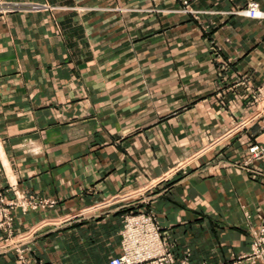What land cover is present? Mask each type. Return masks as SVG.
I'll list each match as a JSON object with an SVG mask.
<instances>
[{"label": "crops", "instance_id": "0c3cea01", "mask_svg": "<svg viewBox=\"0 0 264 264\" xmlns=\"http://www.w3.org/2000/svg\"><path fill=\"white\" fill-rule=\"evenodd\" d=\"M252 2L264 13V0H0L43 7L0 14V206L13 217L0 264H23L18 249L26 264H110L140 213L178 261L252 263L264 18L239 14Z\"/></svg>", "mask_w": 264, "mask_h": 264}, {"label": "built area", "instance_id": "2783aa9c", "mask_svg": "<svg viewBox=\"0 0 264 264\" xmlns=\"http://www.w3.org/2000/svg\"><path fill=\"white\" fill-rule=\"evenodd\" d=\"M24 5L11 4L1 5L0 13H13L22 11ZM31 10L37 11L43 9L39 5H30ZM239 14L252 18L263 19L264 13L259 9L256 2H252L248 7L239 12ZM251 157L254 160L264 159V148L260 146H252L250 148ZM3 204V201L0 202ZM47 206H53L55 202H43ZM33 205V206H32ZM36 204H29L27 208L35 207ZM26 207V206H25ZM0 214L4 222L0 227H5L9 237L12 236L13 217L11 213L0 206ZM256 240L253 244L252 254L250 255L251 264H256V261L264 257V225L256 234ZM10 245L5 246L9 248ZM18 254L21 262L26 264V255L24 250L18 249ZM244 258L235 264L243 263ZM110 264H188V260H176L173 252L168 245L162 240L160 230L156 224L155 217L152 214L140 213L130 215L125 219V227L122 233V254L110 261Z\"/></svg>", "mask_w": 264, "mask_h": 264}, {"label": "rangeland", "instance_id": "374dc122", "mask_svg": "<svg viewBox=\"0 0 264 264\" xmlns=\"http://www.w3.org/2000/svg\"><path fill=\"white\" fill-rule=\"evenodd\" d=\"M23 8H25V9H23L22 11H19V12L34 11V10H31L30 7H28V6H24ZM13 13H15V12H13ZM0 14L6 15V14H11V13H0ZM257 102H259V101L257 100Z\"/></svg>", "mask_w": 264, "mask_h": 264}]
</instances>
